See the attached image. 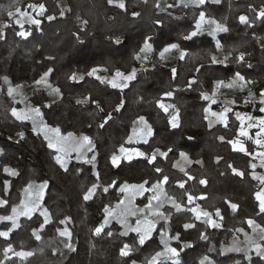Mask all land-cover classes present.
Instances as JSON below:
<instances>
[{"label":"trees","instance_id":"obj_1","mask_svg":"<svg viewBox=\"0 0 264 264\" xmlns=\"http://www.w3.org/2000/svg\"><path fill=\"white\" fill-rule=\"evenodd\" d=\"M40 3L46 8L43 16H37L38 9L28 7ZM124 3L125 9L109 5L107 0H0V32L4 33L0 39V201H7L0 206V217L12 215V209L28 198L25 189L29 185L33 186V198L38 187L44 185L40 208L30 219L19 217V226L15 229L11 221L0 220V232L11 229L7 238L0 236V262L148 264L156 252L163 250L162 241L166 239L170 247L183 248L179 257L173 258L179 259L180 264H201L202 261L203 264H264L255 250L247 252L250 260L244 252L228 250L234 243L247 249L246 235L264 244L259 228L253 231L247 223L251 219L264 228V213L259 211L255 196L264 185L253 179L254 174L264 176V167L255 155L260 147L255 143L253 128L248 136L239 135L241 123L235 115L257 118L260 108L264 107L261 103L264 99L261 96L264 20L256 19L257 12L264 9V0H219V3L208 0L200 7H184L181 0H124ZM17 8L42 21L39 28L24 24V30L31 32L26 39L16 35L21 30L16 24L19 15H8ZM201 11L226 25L228 31L212 36L206 24L200 34L185 40L183 37L194 30ZM241 15L249 17L250 26L240 23ZM48 16L55 19L49 21ZM6 24L10 26L5 28ZM145 37L152 38V49L140 53ZM117 38L120 44L114 43ZM217 41L222 45L219 50ZM172 43L179 47L161 56L163 49ZM137 54L141 59L135 58ZM241 54L243 61L238 59ZM213 55L224 63L213 64ZM93 68L99 69L96 75L106 80L116 70L126 75L134 68L137 73L134 80L127 82V87L120 89L88 76ZM237 72L250 83L237 81L227 87ZM72 73L84 79L72 81L69 79ZM42 78L44 81L37 84ZM192 80L195 83L188 87ZM218 81H224V85L217 87ZM10 86L27 87V101L40 109L39 123L59 129L61 136L72 133L77 139L89 137L92 150L88 151L85 146L79 157L75 151L70 152L64 157L65 166L61 167L55 159L57 152L47 146L44 135L33 131L31 123L12 115V109H19L20 104L8 94ZM54 88H59L61 94L57 95ZM167 92H172V96H165ZM205 95L209 99L205 100ZM86 97L91 98L87 103H76ZM121 101L123 107L116 111ZM159 103L172 107L165 112ZM206 108L214 112L230 108L226 114L227 126L206 112ZM108 114L111 120L100 127ZM173 116L178 119L176 128L170 123ZM209 120L213 121L211 127ZM148 128L151 136L146 135ZM138 130L144 134L135 141L133 136L140 135L136 133ZM21 132L23 139L18 135ZM129 137H132L131 143ZM239 139L252 155L234 150L229 141ZM122 146L149 157L157 149L168 155L156 153V160L151 164L135 155L128 161L119 151ZM181 152L185 153L186 160L181 158ZM113 155L121 158L118 166L112 164ZM229 164L244 176L235 175ZM5 168L15 170L17 175L6 173ZM156 168L162 171L157 172ZM163 176L169 179L162 185L166 196L161 197L165 202L160 211L169 219L150 217L157 221L156 228L141 246L137 233L129 231L126 236L120 235L126 231L125 225L107 217L105 208L119 211L117 204L127 194L120 192L121 186L147 181L145 187L151 189ZM200 180L207 183L202 185ZM181 182L183 188L179 187ZM93 184L99 187L86 201L83 197ZM154 194L151 190L145 192L135 199L134 207L144 208ZM186 194L204 199L189 204ZM169 198L175 199L184 210L177 211ZM228 202L238 205L237 210L233 211ZM196 205L211 213L220 227H211L203 217L197 220L187 210ZM44 209L49 214L47 224L41 214ZM217 209L222 220L215 215ZM106 217L109 223L100 235H95L94 230ZM137 219L138 216L130 217L128 225L135 226ZM186 224L194 227L186 229ZM64 229L71 233L70 238L60 236L59 231ZM108 232L113 235L108 236ZM161 232L165 233L163 237ZM177 235L179 239H174ZM66 243L75 251L65 247ZM126 243L132 245L127 257L120 255ZM186 244L192 247H185ZM8 245L14 252L32 255L20 258L9 253L10 259H5L3 250Z\"/></svg>","mask_w":264,"mask_h":264},{"label":"snow or ice","instance_id":"obj_2","mask_svg":"<svg viewBox=\"0 0 264 264\" xmlns=\"http://www.w3.org/2000/svg\"><path fill=\"white\" fill-rule=\"evenodd\" d=\"M109 5H113L115 4V6L121 8V9H125L126 5L124 3V0H107ZM208 2V0H187V2H185V0H181V3L183 4L184 7H189L190 5L193 7H200L202 5H205ZM212 2L215 3H219V0H212ZM159 5H157L158 7ZM173 5H168V7H172ZM29 8L33 9L34 11L36 9H38L39 11L37 12V16H43L44 13L46 12V8L45 5L43 3L40 4H30L28 5ZM8 15L10 17H13L15 15H19L24 19H18L16 20V24L19 26V28L21 29L20 31L16 32V35L20 36L21 38L26 39L29 35H31V32L24 30V24L28 23L30 25H34L36 28H39L42 21L40 19H37L33 16H31L28 12H22L19 8L16 9L15 13L9 11ZM61 15H63V12L61 13ZM133 15H138V13H133ZM47 19L49 21L55 19V17L53 16H48ZM256 19H260V20H264V9H261L260 11L257 12L256 14ZM239 21L242 24L245 25H249L251 24V21L249 20L248 16L245 15H241L239 17ZM84 24H87V21H83ZM157 23H159V21H157ZM212 25L213 27L211 28V30L209 31V35L215 36L216 33L218 32H227L228 28L226 25L220 23L219 21L213 19V18H209L206 16V13L204 11H201L199 13V18L196 20V23L194 25V30L189 32L187 35H185L183 38L185 40H191L193 37L197 36L198 34H200L203 30L204 25ZM10 25H4V27H9ZM4 38V33L0 32V39ZM152 40L151 37H145L144 41H143V45L140 48V53H148L151 51L152 49V45L150 43V41ZM114 43L116 44H120L121 40L119 38H117ZM179 46L175 43L169 44L167 45L163 51L160 53L161 56L164 55L165 52L170 51L171 49H177ZM222 45L220 44L219 41L216 42V48L219 50L221 49ZM184 53H181L180 58L183 59L184 58ZM137 60L141 59L140 54H137L135 57ZM144 59H147V56L143 57ZM228 57H225L224 60L227 61ZM240 61L244 60V56L243 54H241L238 58ZM211 62L213 64L216 63H224V61H217V58L213 55L211 57ZM249 67H251V65H249ZM106 70V69H105ZM51 71V69L49 70ZM99 71V69L97 68H93L91 71H89L87 73L88 76H92L95 77L97 80H99L101 83H109L111 85V87L113 88H120L123 89L125 87H127V82L132 81L136 78V73L137 70L133 69L129 74L125 75L124 73H122L119 70H116V72L114 73L113 77L111 80H106L105 78H102L98 75H96V73ZM173 76H175V72L176 70L173 69ZM48 74H45V77ZM70 80L72 81H78V80H83L84 77L83 76H77L76 73H72L71 76L69 77ZM44 81V78H42L41 81H37L36 83L39 84L41 82ZM237 81L240 82H248L250 83V81H245V77L242 76L239 72L235 73V79H233L232 81H230L226 86L227 87H232L233 84H235ZM195 83V80L189 81L188 82V87H191L192 84ZM224 85V81H218L217 82V87ZM243 86V85H241ZM13 89L9 88L8 89V94L12 95L13 93ZM53 91L57 94L60 95V89L59 88H54ZM172 92H167L165 93V96H172ZM261 96L264 97V91L261 92ZM90 97H86L84 100H77L76 103L77 104H81V103H87L88 100H90ZM204 99L207 100L209 99V97L207 95L204 96ZM213 103H215L216 101L213 100ZM93 103H96L95 101H93ZM261 103L264 104V99L261 100ZM158 106L160 108H162L165 112L168 111L169 107H172L171 105H165L163 103H159ZM46 107H50V105H46ZM123 107V101H121V103L119 105H117L116 111H120V109ZM206 112H209V114L211 116H214L217 118V120L219 122H222L225 124V126H227V113L231 111L230 108H225L223 112H214V111H210V109H205ZM261 112H264V107L260 108ZM12 115L16 117V119L18 120H32L33 121V131H37L38 128V122H37V117H39L41 115L40 109L39 108H33L28 110L27 112L24 111H17V109L13 108L12 109ZM236 119L240 121L241 123V127L239 129V135L240 136H248V132L245 131V127H244V123L245 120L248 121H252L256 118L251 117V116H247V115H242L241 113H236ZM111 114H108L107 118L104 120V122L100 125V127H104V125L106 123H108L109 120H111ZM205 119H208V116H205ZM140 122L144 123V118L140 117ZM171 126L173 128H176L179 126L178 123V119L176 116H173L172 119L170 120ZM213 124L212 120H209V127H211ZM254 125L252 123H249L247 125L248 128H252ZM258 127H259V131L256 133L257 137H260L258 139L255 140V143L257 145H259L261 148H264V117H260L258 119ZM39 130L42 131L44 133V137L45 139L48 141V147L49 148H53L56 150L57 155L55 156V159L57 161V163H59L61 165V167H64V157L69 155L70 152L75 151L78 154V157L81 153V150L85 147L88 146V151L92 150V141L89 137L84 136L80 139H77L76 137L73 136L72 133H69L67 136H61L60 135V130L59 129H52V128H48L46 125H43L42 122L39 123ZM49 133H53V135H49ZM18 135L20 136L21 139L24 138V133H18ZM146 135L151 136L152 135V131L150 128L147 129V133ZM251 139V137H249ZM189 139H192L191 137H189ZM219 139L223 140L224 137H219ZM129 143L132 142V137H129L128 140ZM148 141L145 139L144 143H147ZM230 144H232L234 150H238L240 152H244L247 155H252V153H249L247 151V149L244 147L243 144H241L238 140L235 141H229ZM120 153L125 154V158L128 161H131L133 159V156H137V157H144L148 160V163H153L156 160V153H159L160 156H164L167 157L168 153L167 152H160L159 149L156 150V153H153L150 157L147 156V154H145L144 152L138 151L136 149H126L123 146L119 149ZM171 151V149H169V152ZM62 154V155H61ZM181 158L182 159H187L185 153L181 152L180 153ZM256 157L259 158L261 166L264 167V151H260L258 153L255 154ZM95 157L92 158V160H94ZM120 157L113 155L111 160H112V164L113 165H117L118 166V162L120 161ZM219 159V158H218ZM89 163H91L92 161H88ZM229 168L232 169V172L235 175L238 176H244V173L237 170L235 167H233L231 164L228 165ZM253 168L256 167L255 164L252 165ZM67 170V169H65ZM4 171L6 173H9L12 176H16L17 173L15 170L9 169V168H5ZM157 172H161L162 170L160 168H156ZM181 171H183V169H181ZM169 177L168 176H163V179L161 181H158L156 184L152 185L151 189H148L145 187V185L148 183L147 181H145L144 183H141L139 185H128L125 184L123 186L120 187V192L124 193V192H133L134 194H138V195H143L145 192L147 191H153L155 194L152 195L149 200L148 203L144 206V208H135L132 207V201L131 199H128L127 201V206L121 207L123 205H125V201L121 200L118 204H117V208L119 209L118 212L109 209V208H105V212L107 213V217H113L115 219H118L120 221V223L124 224L126 227V231L120 233V235L122 236H126L128 235V232H135L138 234V244L139 245H144L146 240H148L151 236V233L155 230L156 228V223L157 221L151 219L150 217H157L159 219H163L165 221H167L169 219L168 216H166L163 212L160 211V208L162 207L163 203L165 202L164 200L161 199L162 196H166V193L164 192V189L162 187L163 184H166L168 181ZM189 179H192V177H189ZM253 179H257L260 181V183L262 185H264V176H257V175H253ZM207 182L205 180H200V184H206ZM8 187V182L5 181V188ZM99 187V185L97 184H93L91 188L87 189L85 195H84V200H89L93 197V195L95 194L96 189ZM179 187L183 188L184 187V183H179ZM32 185H29L28 188L25 189V192L28 195V199L21 201V206L20 207H14L12 209V215L10 216H6V217H0V220H8L11 221L12 223V229L17 228L19 225L17 223V219L20 216H25L28 217L29 219L31 218L32 214L34 212H36L39 208H40V200L43 198V188L44 185H40L36 191V195L35 198H33V193H32ZM104 191L107 192L108 189L104 188ZM187 195V201L189 204H192L196 199H204L203 196L201 197H194L191 194H186ZM257 201L259 202V211L261 213H264V188H262L260 191L256 192L255 194ZM170 202L172 203V205L177 209V211H183L184 208H182V206L180 204H178L176 202L175 199L173 198H169ZM153 201H155L156 203L153 204ZM7 201H0V206H2L3 204H6ZM231 209L233 211L237 210L238 205L234 204V203H230L228 202ZM188 211L192 212L195 215V218L197 220H200L202 217L204 218V222L208 225H210L213 228H218L220 227V224H218L216 222V220L213 219L212 214L207 212V211H203L199 208V205H196L195 207H191L187 209ZM145 213L144 218L143 219H137L136 223H135V227H131L127 224L126 221V217L127 216H136L137 213ZM44 216V224H47L49 222V214L47 209H44L43 212L41 213ZM215 215L217 217H220V219L222 220L223 217L220 214V210L217 209ZM105 218L103 224H101L99 227H97L94 232L95 235H100L104 226L107 225L109 223L108 218ZM67 219V218H66ZM65 221H61L60 223H64ZM248 225L250 227L253 228V231H256L257 228H259L260 230V239L264 240V228H261L259 225H257L255 223L254 220L249 219L247 221ZM43 227V225H42ZM186 229L187 228H192L194 227V225L192 224H186L184 226ZM11 231V229L9 230ZM9 231H3L0 232V236L7 238L9 235ZM238 231H243V229H239ZM60 236H64V237H69L71 236V233L67 230L64 229L63 231H59ZM108 236H112L113 233L112 232H108L107 233ZM165 235V233L161 232V236L163 237ZM37 239H40L39 235H36ZM174 239H179V236L177 235L176 237H173ZM202 239L205 237H201ZM164 244V248L162 251H158L155 253V255L152 256V258L148 261V264H167V262L169 260H171V264H180L179 259H173V258H177L179 257L180 251H183V248L181 249H177L174 247H170L168 245L167 240H163L162 241ZM246 243L248 245L247 249H243L239 246H236V244L234 243L233 247L229 248V251H235V252H244L245 253V258L246 259H251L250 256L247 255V252L249 250H255L257 256L261 259L264 260V244H260L257 243L255 240H253L251 237H247L246 235ZM65 247L69 248V250L71 251H75V249L73 248V246L70 243H66ZM185 247H192L191 244H186ZM132 251V245L129 244H124L123 247L120 249V255L121 256H129L131 254ZM4 252V257L5 259H10L9 253H14L15 256L20 257V258H24L27 256H31L32 253L31 252H25V251H20V252H14L13 248L11 245H8L6 248H4L3 250ZM207 259V258H205ZM0 264H3V262H0ZM201 264H203V261L201 262ZM237 264H239V262H237Z\"/></svg>","mask_w":264,"mask_h":264},{"label":"rangeland","instance_id":"obj_3","mask_svg":"<svg viewBox=\"0 0 264 264\" xmlns=\"http://www.w3.org/2000/svg\"><path fill=\"white\" fill-rule=\"evenodd\" d=\"M18 19H24V18H22L21 16H17L16 17V20H18ZM25 24H27V25H30V24H28V23H25ZM206 27H208L207 29L208 30H211V25H209V26H206ZM169 52V51H168ZM168 52H165V54H168ZM134 68H132V70H133ZM131 70V71H132ZM130 73V72H129ZM129 73H127V74H129ZM126 74V75H127ZM113 77V76H112ZM112 79V78H111ZM110 79V80H111ZM10 88H12L14 91H13V93H12V97L15 99V100H17V102H19V104H20V108L19 109H17V111L19 112V111H24V112H27L28 110H30V109H33V108H36V107H34V106H32L31 105V103L29 102V101H27V95H28V90H27V87L26 88H19V87H12V86H10ZM224 111V110H223ZM223 111H221V112H223ZM219 113V112H218ZM38 119H39V117H37V122H38ZM24 122L26 121V122H28V123H31V125L33 126V121L32 120H23ZM253 121H255V119L253 120ZM253 121H249V123H252ZM245 123H247L246 121H245ZM244 123V125H246ZM241 127V126H240ZM240 129V128H239ZM246 130H247V132L248 133H250V129L249 128H246ZM239 131V130H238ZM36 133H39V134H42V136L44 135V133L42 132V131H40L39 130V122H38V128H37V131H36ZM137 134L138 133H140V130H138L137 132H136ZM142 134H144V132H142V133H140V135H137V136H133V139L135 140V141H139L142 137H143V135ZM49 135H53V133H49ZM243 137V136H242ZM53 149V148H52ZM54 151H56L55 149H53ZM62 155V154H61ZM142 195H138V194H134L133 192H127V194H126V196H125V205H123V207L124 206H127V201H128V199H131V201H132V204H131V206L132 207H134V206H136L135 204H134V201H135V199L136 198H138V197H141ZM28 199V198H27ZM20 206H21V204H20ZM19 206V207H20ZM136 208V207H135ZM144 215H145V213H137V215L136 216H138V218L139 219H143L144 218ZM20 217H23V216H20ZM130 217H134V216H127L125 219H126V221H128L129 219H130ZM127 224H128V222H127ZM131 227H135V226H131Z\"/></svg>","mask_w":264,"mask_h":264},{"label":"crops","instance_id":"obj_4","mask_svg":"<svg viewBox=\"0 0 264 264\" xmlns=\"http://www.w3.org/2000/svg\"><path fill=\"white\" fill-rule=\"evenodd\" d=\"M131 70H132V69H131ZM131 70H130L129 72H131ZM129 72H128V73H129ZM260 117H264V112H261V111H260V113L258 114V117L255 119V121L252 120V121H253L252 124L254 125L252 128H253L254 130H256V131L254 132V139H255V140L258 139V138H260V137H257V136H256V133L259 131V127H258V119H259ZM245 121H247V123H246V125H244V126H245L246 128H248L247 125L249 124V121H248V120H245ZM249 129H251V128H249ZM245 131H247V130L245 129ZM243 137H244V136H243ZM238 141H239L241 144H243L242 141H241L240 139H239ZM231 145H232V144H231ZM256 145H257V144H256ZM258 146H259V145H258ZM244 147H245V145H244ZM259 147H260V146H259ZM260 151H264V148H261V147H260L259 150H258V152H260ZM258 152H257V153H258Z\"/></svg>","mask_w":264,"mask_h":264}]
</instances>
